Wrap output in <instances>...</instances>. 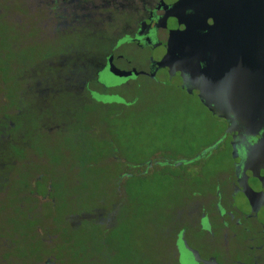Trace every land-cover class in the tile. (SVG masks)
<instances>
[{
    "label": "rangeland",
    "instance_id": "374dc122",
    "mask_svg": "<svg viewBox=\"0 0 264 264\" xmlns=\"http://www.w3.org/2000/svg\"><path fill=\"white\" fill-rule=\"evenodd\" d=\"M49 2L0 0V264H176L188 201L228 161L199 178L173 163L221 125L196 97L145 77L104 72L87 101L93 39L75 38L80 22L55 33ZM120 52L140 69L137 49Z\"/></svg>",
    "mask_w": 264,
    "mask_h": 264
},
{
    "label": "flooded vegetation",
    "instance_id": "af4514ba",
    "mask_svg": "<svg viewBox=\"0 0 264 264\" xmlns=\"http://www.w3.org/2000/svg\"><path fill=\"white\" fill-rule=\"evenodd\" d=\"M49 3L55 33L61 27L80 22V36L75 38L87 35L93 39L92 51H85L86 55L95 56V60L84 68L80 91L87 92V101L98 96L90 85L105 88L101 74L109 72L112 59L118 69L139 73L119 80L128 82L145 77L155 84L172 86L196 97L206 115L221 125L217 133L209 127L202 131L207 143L193 157L173 163L186 176L199 178L222 155L228 161L226 167L218 166L210 188L195 193L193 200L188 201L187 220L179 219L174 234L175 263L264 264V130L248 128L233 116L229 119L217 116L200 97L201 93L214 97L211 107L215 108H264V103L248 100L250 87L252 94L259 88L251 85L261 80L248 70L246 53L249 43L258 42L262 33L259 28L264 23V0H50ZM188 27L193 29L192 37H181ZM106 44L108 49L104 47ZM121 46H133L141 53L140 69L133 67L120 52ZM169 52L181 61L172 59L166 67H159ZM122 63L128 67L121 68ZM223 92L235 94L238 101L225 102V97L218 94ZM248 120L260 122L255 118ZM156 164L151 162L148 168L153 169Z\"/></svg>",
    "mask_w": 264,
    "mask_h": 264
},
{
    "label": "water",
    "instance_id": "95a60500",
    "mask_svg": "<svg viewBox=\"0 0 264 264\" xmlns=\"http://www.w3.org/2000/svg\"><path fill=\"white\" fill-rule=\"evenodd\" d=\"M261 35L259 37V41L256 43H249L247 46L248 51L246 52L248 57V70L250 72H253L255 75V78H258L260 81L253 83L251 86H255L256 88L259 86V88L255 89L254 94H252V88L250 87L249 91V101L251 102H262L264 103V23L260 26L259 28ZM193 35V29L188 27L186 31H184L181 34V37H192ZM187 53H190L189 51ZM181 61L179 57H173V54L169 52V55H167L162 62L159 63V67H166L169 62L172 61ZM173 69L171 71V74L173 75L174 73ZM109 72L118 78H127L130 77L132 74L138 75L139 73L135 70L133 72H127V71H122L115 67V65L112 62V59H110V69ZM259 72V73H258ZM224 93V92H223ZM218 93L219 96L222 94V96L225 97V102L232 103L238 101L237 96L235 94H230V93ZM213 96V95H212ZM201 99L203 102H205L208 106H210V110L216 114L219 117H225L226 119H229L230 116L237 118L238 120H241L244 124L247 125L248 128H256L257 130H264V108L261 109H237V108H215L211 107V103L216 100L214 97H211V95H208L207 93H201L200 95ZM242 101L241 99H239ZM248 118L250 119H259V123H251ZM246 120V121H245ZM264 145V141H263Z\"/></svg>",
    "mask_w": 264,
    "mask_h": 264
}]
</instances>
